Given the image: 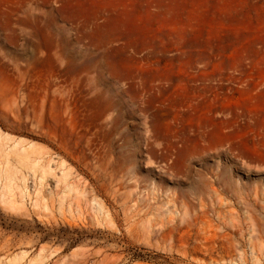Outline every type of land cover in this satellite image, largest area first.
Wrapping results in <instances>:
<instances>
[{"label":"rangeland","instance_id":"1","mask_svg":"<svg viewBox=\"0 0 264 264\" xmlns=\"http://www.w3.org/2000/svg\"><path fill=\"white\" fill-rule=\"evenodd\" d=\"M0 137V264H264V0H0Z\"/></svg>","mask_w":264,"mask_h":264},{"label":"bare ground","instance_id":"2","mask_svg":"<svg viewBox=\"0 0 264 264\" xmlns=\"http://www.w3.org/2000/svg\"><path fill=\"white\" fill-rule=\"evenodd\" d=\"M1 138V137H0ZM14 142V141H13ZM10 144V143H9ZM14 145V144H13ZM18 145V144H17ZM33 145V144H32ZM31 145V146H32ZM25 146H26V144H25ZM27 146H28V144H27ZM29 146H30V144H29ZM26 148V147H25ZM18 149H19V147H18ZM31 151V150H30ZM30 153V152H29ZM26 155V154H25ZM45 166V165H44ZM47 169V168H46ZM46 169H45V171H46ZM2 170V169H1Z\"/></svg>","mask_w":264,"mask_h":264}]
</instances>
